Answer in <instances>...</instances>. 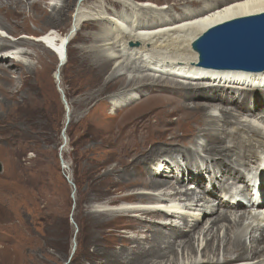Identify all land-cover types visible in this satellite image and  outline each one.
<instances>
[{"label":"bare ground","instance_id":"obj_1","mask_svg":"<svg viewBox=\"0 0 264 264\" xmlns=\"http://www.w3.org/2000/svg\"><path fill=\"white\" fill-rule=\"evenodd\" d=\"M45 1L0 0V34L14 38L0 36V140L26 84L52 67L60 78L80 42L115 90L113 113L98 107L111 134L100 178L114 197L93 211L105 239L90 240L96 264H264V165L252 164L264 161V71L204 68L191 48L212 26L263 14L264 0H81L67 32L73 0ZM117 220L128 231L109 241Z\"/></svg>","mask_w":264,"mask_h":264},{"label":"rangeland","instance_id":"obj_2","mask_svg":"<svg viewBox=\"0 0 264 264\" xmlns=\"http://www.w3.org/2000/svg\"><path fill=\"white\" fill-rule=\"evenodd\" d=\"M54 1L45 2L54 4ZM92 1L86 0V4ZM80 2L72 1L62 27L65 32L70 30L74 21L72 12ZM153 2L159 6L165 3L164 0ZM108 8L115 10L111 5ZM28 27L39 30L32 23ZM46 32L48 29L43 33ZM80 33L86 35L91 31L82 29ZM78 45L80 42L75 40L69 43L67 63L60 78L54 80L52 67L47 71V80L40 83L45 86L42 91L40 86L26 84L18 110L14 111L18 118L15 127L10 128L6 141L0 140V264H96L98 261L100 248L90 240L92 235L95 239H105L103 227L93 221V211L114 197L104 195L103 190L109 185L100 178L104 176L100 163L111 148L103 144L111 141V134L103 127L105 120L100 117L98 107L104 109V105L106 116L112 114L110 100L114 99L115 90L103 91L106 75L99 72L92 56L82 55L76 49ZM240 100L238 97V104ZM177 135L181 138V132ZM176 147L182 148L181 153L194 152L188 145ZM227 163L216 164L232 169ZM261 163L264 165V161L252 164ZM122 223L123 220H117L106 226L110 231L107 240L115 241L120 232L128 231L117 227Z\"/></svg>","mask_w":264,"mask_h":264},{"label":"water","instance_id":"obj_3","mask_svg":"<svg viewBox=\"0 0 264 264\" xmlns=\"http://www.w3.org/2000/svg\"><path fill=\"white\" fill-rule=\"evenodd\" d=\"M191 48L199 65L218 70L264 71V13L210 27ZM64 105L66 102L62 96ZM64 169L63 162L60 161ZM71 184L68 177H65Z\"/></svg>","mask_w":264,"mask_h":264}]
</instances>
